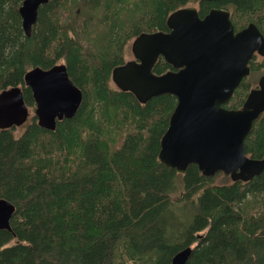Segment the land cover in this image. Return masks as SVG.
Masks as SVG:
<instances>
[{
	"label": "trees",
	"instance_id": "obj_1",
	"mask_svg": "<svg viewBox=\"0 0 264 264\" xmlns=\"http://www.w3.org/2000/svg\"><path fill=\"white\" fill-rule=\"evenodd\" d=\"M21 2L0 0V91L20 86L34 109L25 72L64 64L82 100L53 130L33 114L20 133L0 130V198L15 207L10 230L0 229V264H167L186 247L184 264H264V169L242 182L164 166L159 144L176 98L142 104L111 81L129 43L167 32L175 10L224 9L234 31L253 23L264 37V0H48L28 37ZM249 67L264 69V57ZM172 69L158 57L152 72ZM252 87L243 78L223 106L240 108ZM244 151L264 156V112Z\"/></svg>",
	"mask_w": 264,
	"mask_h": 264
},
{
	"label": "water",
	"instance_id": "obj_2",
	"mask_svg": "<svg viewBox=\"0 0 264 264\" xmlns=\"http://www.w3.org/2000/svg\"><path fill=\"white\" fill-rule=\"evenodd\" d=\"M47 1L22 0L18 13L27 37L38 8ZM166 25L167 32L141 33L132 40V59L112 69V83L142 104L164 94L176 98L159 144L158 159L164 166L183 174L193 164L205 177L220 172L232 181L251 180L263 171L264 156H247L244 138L264 112V74L240 108L223 105L250 75L254 54L264 57L262 33L253 23L234 31L228 11L220 8H211L202 18L194 7L180 8L167 17ZM158 57L173 70L154 74ZM23 80L31 90L33 115L41 128L53 130L57 120L76 113L82 92L64 64L34 67ZM28 116L20 86L0 91V130L21 126ZM14 210L12 203L0 198V229L10 230ZM190 252V247L178 251L167 264H184Z\"/></svg>",
	"mask_w": 264,
	"mask_h": 264
},
{
	"label": "rangeland",
	"instance_id": "obj_3",
	"mask_svg": "<svg viewBox=\"0 0 264 264\" xmlns=\"http://www.w3.org/2000/svg\"><path fill=\"white\" fill-rule=\"evenodd\" d=\"M130 43H131V42H130ZM130 43H129V45H128V51H127V53H126L125 56H124L125 61L132 59V54H131V51H130ZM125 61H124V62H125ZM263 74H264V69H261V70L256 71V72H252V73L248 76V77H249V80H250V82L252 83L253 86H255V84L257 83L258 78H259L261 75H263ZM28 112H29V116H28V117H30V116L33 114V109L28 108ZM22 130H23V127H20V128H18V129L16 130V133H20ZM216 180H218V181L223 180L222 175L218 176V177L216 178Z\"/></svg>",
	"mask_w": 264,
	"mask_h": 264
},
{
	"label": "flooded vegetation",
	"instance_id": "obj_4",
	"mask_svg": "<svg viewBox=\"0 0 264 264\" xmlns=\"http://www.w3.org/2000/svg\"><path fill=\"white\" fill-rule=\"evenodd\" d=\"M173 70V69H172ZM250 71H251V69H250ZM252 73V71L250 72V74ZM248 77V76H247Z\"/></svg>",
	"mask_w": 264,
	"mask_h": 264
}]
</instances>
